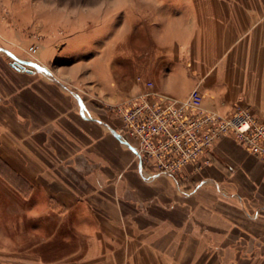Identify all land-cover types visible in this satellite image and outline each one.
Segmentation results:
<instances>
[{
    "label": "crops",
    "instance_id": "obj_1",
    "mask_svg": "<svg viewBox=\"0 0 264 264\" xmlns=\"http://www.w3.org/2000/svg\"><path fill=\"white\" fill-rule=\"evenodd\" d=\"M117 6L144 16L156 54L139 76L157 91L199 87L204 108L264 121V0ZM11 32L0 20V264H264L263 161L223 137L201 169L154 173L120 139L107 54L21 69ZM79 75L103 103L70 87Z\"/></svg>",
    "mask_w": 264,
    "mask_h": 264
},
{
    "label": "rangeland",
    "instance_id": "obj_2",
    "mask_svg": "<svg viewBox=\"0 0 264 264\" xmlns=\"http://www.w3.org/2000/svg\"><path fill=\"white\" fill-rule=\"evenodd\" d=\"M114 2L118 5L122 0H0V20L11 26L10 35L20 44L22 60L28 62L26 69L49 73L62 65L98 61L107 54L119 93L115 100L118 102L134 93L146 56L155 57L156 53L143 14H134V9L122 6L114 9ZM33 44L39 46L36 54L29 51ZM15 57L11 58L13 62ZM70 87L90 100L103 103L91 81L82 75L71 80ZM114 103H108L109 107Z\"/></svg>",
    "mask_w": 264,
    "mask_h": 264
},
{
    "label": "built area",
    "instance_id": "obj_3",
    "mask_svg": "<svg viewBox=\"0 0 264 264\" xmlns=\"http://www.w3.org/2000/svg\"><path fill=\"white\" fill-rule=\"evenodd\" d=\"M39 46L29 47L32 54ZM143 88L111 105L120 118V139L130 137L136 157L154 173L175 175L187 165L201 169L223 137H231L264 162V121L237 105L231 114L203 107L204 95L195 87L185 98L161 93L154 81L137 77ZM126 136H125V135Z\"/></svg>",
    "mask_w": 264,
    "mask_h": 264
},
{
    "label": "water",
    "instance_id": "obj_4",
    "mask_svg": "<svg viewBox=\"0 0 264 264\" xmlns=\"http://www.w3.org/2000/svg\"><path fill=\"white\" fill-rule=\"evenodd\" d=\"M26 64H28L27 61L16 58L14 61V65H16L17 67L21 68V69H26Z\"/></svg>",
    "mask_w": 264,
    "mask_h": 264
}]
</instances>
